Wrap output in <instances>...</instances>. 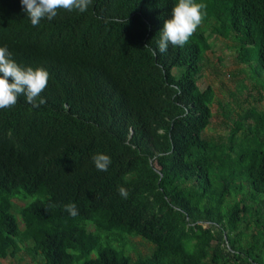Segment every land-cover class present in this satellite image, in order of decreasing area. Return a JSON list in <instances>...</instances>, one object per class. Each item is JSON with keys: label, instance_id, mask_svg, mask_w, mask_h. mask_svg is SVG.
<instances>
[{"label": "trees", "instance_id": "16d2710c", "mask_svg": "<svg viewBox=\"0 0 264 264\" xmlns=\"http://www.w3.org/2000/svg\"><path fill=\"white\" fill-rule=\"evenodd\" d=\"M194 2L201 24L160 53L178 0H92L37 26L21 0H0V46L49 73L45 103L21 94L0 109V261L264 264V110L231 120V102L198 86L218 36L264 94V0ZM214 103L231 121L226 144L203 136ZM133 238L150 255L133 259Z\"/></svg>", "mask_w": 264, "mask_h": 264}, {"label": "clouds", "instance_id": "9594fccd", "mask_svg": "<svg viewBox=\"0 0 264 264\" xmlns=\"http://www.w3.org/2000/svg\"><path fill=\"white\" fill-rule=\"evenodd\" d=\"M21 3L31 24L37 26L44 18L52 20L57 15L58 9L86 12L92 0H21ZM203 7V4L196 3L194 0H178L172 9L171 19L165 21L161 31L158 41L160 53L167 52L169 45L183 47L188 42L202 22ZM0 74H2L0 75V109L14 106L21 94L25 95L27 102L33 107H39L46 102L40 98L37 103V98L47 86L48 71L42 67L33 69L30 66H20L12 59V53L7 45L0 46ZM92 160L99 171H107L111 164V158L104 153L93 155ZM118 192L125 199L129 195L128 190L123 186L118 187ZM64 207L71 216L78 215V209L74 203L70 202Z\"/></svg>", "mask_w": 264, "mask_h": 264}, {"label": "rangeland", "instance_id": "374dc122", "mask_svg": "<svg viewBox=\"0 0 264 264\" xmlns=\"http://www.w3.org/2000/svg\"><path fill=\"white\" fill-rule=\"evenodd\" d=\"M213 53L207 56V68L205 74L199 78L198 86L204 90L208 86L213 87L217 101H230L231 108L235 111L231 114V120L237 119L246 111L256 108L264 110V94L258 88L259 83L250 78V71L245 64L239 63L236 59L238 45L230 40L212 36L209 40ZM218 58H222L219 62ZM230 94H234L232 97ZM261 97V98H259ZM228 112V109H227ZM211 123L204 132L206 139L216 144H226L227 137L231 128V121L224 120L217 103L212 105ZM238 137L240 136L237 135ZM242 141V137H239ZM15 204L21 205L15 201ZM19 228L22 224L19 221ZM153 246L141 238L130 240L128 254L135 259L138 256L145 257L150 255ZM37 259L29 252L21 254L17 259L1 260L0 264H32Z\"/></svg>", "mask_w": 264, "mask_h": 264}]
</instances>
